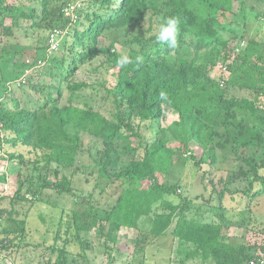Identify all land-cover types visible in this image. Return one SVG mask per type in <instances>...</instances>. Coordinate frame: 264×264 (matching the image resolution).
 <instances>
[{
  "label": "trees",
  "instance_id": "obj_1",
  "mask_svg": "<svg viewBox=\"0 0 264 264\" xmlns=\"http://www.w3.org/2000/svg\"><path fill=\"white\" fill-rule=\"evenodd\" d=\"M76 3L80 8L66 16L65 10ZM247 3L23 0L18 6L0 0L2 35L41 31L54 34L57 45L52 49L48 36L50 54L32 63L11 61L8 50L0 55V167L20 166L10 209L3 207L7 198L0 195V260L18 264L17 255L30 247L27 218L20 219L22 212L16 207L48 203L41 196L49 189L71 197L75 205L82 198L86 207L72 210L65 238L62 219L54 243L46 247L50 257L42 264H92L89 253L95 247L88 237L92 229L104 237L99 247L108 255L107 264L114 262L111 253L122 229L138 232L137 251L128 264H145L143 245L166 235L177 241L176 264H258L264 246L224 233L230 227L227 213L234 211L224 204L227 195L231 203L238 202L236 210L249 217L247 228L259 222L253 205L264 197V36L249 39L242 47L246 36L234 29L243 28L247 34L250 21L259 20ZM249 13L254 15L248 20ZM166 17L181 21L175 50L155 43ZM106 41L127 48L106 56L113 76L107 89L113 106L110 117L84 103L80 95L93 87L78 81L81 69L102 56ZM123 54L133 63L119 68L117 60ZM137 56L142 57L140 62ZM220 65L226 68V77L216 81L211 73ZM33 69L40 71L33 74ZM24 89L36 98L33 107L15 94ZM161 91L167 99H161ZM166 110L177 119L162 128ZM146 125L150 131L143 134ZM85 134L101 148L88 169L97 175L94 187L80 196L72 176L79 171ZM171 141L179 147H171ZM191 143L201 151L200 158L190 151ZM176 157L200 177L205 190L210 188L208 198L203 194L191 198L180 181H166ZM229 160L233 166L217 178L213 168ZM207 167L212 169L209 178L206 171L201 174ZM70 170L72 176L66 173ZM158 174L165 180L160 181ZM236 183L240 187L232 190ZM73 245L78 252L70 250Z\"/></svg>",
  "mask_w": 264,
  "mask_h": 264
},
{
  "label": "rangeland",
  "instance_id": "obj_2",
  "mask_svg": "<svg viewBox=\"0 0 264 264\" xmlns=\"http://www.w3.org/2000/svg\"><path fill=\"white\" fill-rule=\"evenodd\" d=\"M16 5H20L23 0H11ZM238 3V2H237ZM28 1L24 2L25 9H28ZM252 5L255 9V12L260 16L258 21L249 24L248 30L249 32L243 33L244 29L240 27H234V29L239 34H245L246 40L243 42L242 47H246L249 39H259L264 36V3L258 4L254 2V0H248L247 9H251ZM247 14V19H252V16ZM251 17V18H250ZM22 25L26 27V22L22 21ZM261 33V34H260ZM48 33L45 32H24L22 30H18L15 34L8 38L2 35V31L0 29V55L4 50H8L13 54L11 61L15 62H27L32 63L34 60L41 59L43 56L50 54L48 52V48L46 47V43H48ZM52 36V34H51ZM50 36L49 41L52 39ZM52 42V41H50ZM120 52L124 53L127 51V48L121 46L119 43H111L106 41L101 45V53L100 56L95 62L90 65H86L81 69L78 74V81L88 84L92 89H88L83 94H79L81 98H83L84 103L89 104L95 108V111L102 113L108 117L113 113L112 106V98L107 93V89H110L111 83L113 81L112 69H109L106 64V56L109 55L110 52ZM40 69H33L31 72L37 73ZM211 77L216 81H221L222 77H226V72L223 71L221 65L218 66L212 73ZM15 94L22 97L25 104L29 107H33L36 105V98L34 95L28 90H15ZM239 97L245 95L244 92L234 91ZM66 98L68 94L65 95ZM65 102V101H64ZM177 119V115L170 110L165 111V118H163L160 122L162 128L168 127L173 121ZM146 127V128H145ZM150 126L146 125L143 127L142 133L147 134L150 130H148ZM154 133V132H153ZM83 149L80 151L78 158V169L79 171L72 176V171L66 172L68 176H72V180L74 186L76 187L78 194L80 196H87L88 192L92 190L94 187L97 175L92 173V170H88L92 168L93 160L96 158V151L100 149V142L93 139L89 135H83ZM171 147H179V144L171 141ZM184 149H182V152ZM190 151H193L197 158L201 157V151L198 149L195 143H191ZM228 159H232L229 158ZM218 162L216 168L210 169L207 167L201 173L202 175L206 173V177H210V171L217 175V178L221 176H225L226 173L233 166L232 162ZM20 166L17 164H10L9 168H5L4 164L0 167V195L6 197V201L3 202V207L11 208L10 198L14 195L16 191V175L19 173ZM25 172V171H24ZM29 174H33L32 170H28ZM219 176V177H218ZM160 181H164L165 177L161 174H158ZM53 182L54 180H50ZM168 182H177L180 181L182 186V191L187 196L194 198L197 195H204L208 198L210 195V188L205 190L200 182L199 176H194V173L191 167L188 165L184 166L181 158H175L173 168L171 169L168 178L166 179ZM51 182L49 184H51ZM147 186V183L144 184ZM5 186L8 187V190H5ZM236 187H240V183L234 184L231 189L235 190ZM219 190H221L222 186H218ZM45 201L48 203H36L34 205L30 203H25L23 205H19L16 208L19 212H22L20 215V219L27 218V238L26 243H29L30 247L27 249H23L21 253L17 255V263L18 264H42L46 261L44 258L50 257V251L46 249L52 245L55 241L56 232L59 230L60 222L63 219V225L61 227V237L65 238L63 235L64 231L67 228V223H69L72 215V210L82 211L86 206L82 204L83 199L79 200V202L75 205L74 201L71 197H60L57 193L52 190L46 189L42 192V196ZM211 205H218L211 201ZM238 203V202H237ZM231 203L230 195L225 197V206L229 209H234L233 212H228L227 216L230 220V227L227 228L224 233H229L238 238L244 237V240H248L252 243H256L258 246H264V197L259 201L255 202L253 205L254 213L257 217H259V222L247 228V224L249 222V217L241 215L240 211L236 210L237 204ZM207 203L206 205H208ZM244 202H241L243 205ZM206 209H211L209 206H205ZM27 214V216H26ZM245 220V222H244ZM244 222V223H243ZM247 229L249 231H245ZM88 237L94 244L95 250L94 252H90V259L92 264H107L109 262L108 255L104 253L103 248L100 249L99 246H102L104 242V237L100 234L97 229H92L89 232ZM138 232L132 229H122L118 234V242L119 244L116 246L115 250L111 253V257L114 258L113 264H128L130 260L134 258V251L136 246L135 244L138 242ZM62 241V240H61ZM172 240L171 236L166 235L163 237H157L154 240L152 239L147 244L143 245L145 249H147V255L150 257V261L147 264H176L174 262L175 251H176V243L177 241ZM59 245H62L59 242ZM37 246V247H36ZM142 246V247H143ZM70 250L73 252H78L79 248L75 245L70 247ZM158 252V254H157ZM155 253L157 254L155 256ZM138 257H143L139 253H137ZM133 257V258H132ZM112 260V259H111ZM10 264L8 261L0 260V264Z\"/></svg>",
  "mask_w": 264,
  "mask_h": 264
},
{
  "label": "clouds",
  "instance_id": "obj_3",
  "mask_svg": "<svg viewBox=\"0 0 264 264\" xmlns=\"http://www.w3.org/2000/svg\"><path fill=\"white\" fill-rule=\"evenodd\" d=\"M163 22L159 24L158 34L155 36V43L167 45L168 48L175 50L179 47L178 36L180 33V19L178 17L162 18ZM142 57L137 56L136 61L140 62ZM133 63L132 57L127 54L119 56L117 67L126 68ZM161 99H167V94L164 91L160 92Z\"/></svg>",
  "mask_w": 264,
  "mask_h": 264
},
{
  "label": "built area",
  "instance_id": "obj_4",
  "mask_svg": "<svg viewBox=\"0 0 264 264\" xmlns=\"http://www.w3.org/2000/svg\"><path fill=\"white\" fill-rule=\"evenodd\" d=\"M80 4L79 3H76V4H72V5H69V7L65 10V13H66V16H70V15H73L74 14V11L77 9V8H80ZM73 13V14H72ZM52 39L50 41V44L52 45V49H55L56 48V43H55V37H54V34H52ZM223 71H226V68H222ZM5 190H8V187L5 186L4 188ZM251 264H256L255 262H252ZM258 264H264V255H262L259 259H258Z\"/></svg>",
  "mask_w": 264,
  "mask_h": 264
},
{
  "label": "crops",
  "instance_id": "obj_5",
  "mask_svg": "<svg viewBox=\"0 0 264 264\" xmlns=\"http://www.w3.org/2000/svg\"><path fill=\"white\" fill-rule=\"evenodd\" d=\"M172 240H174V239H172ZM176 241V240H175ZM174 242V241H173ZM145 249V248H144ZM145 253V255H144V259H145V264H147V263H149V261H150V257H148V255H147V249H145V251H144ZM157 254H158V252H157ZM156 253H155V256L157 255ZM154 264H156V263H154Z\"/></svg>",
  "mask_w": 264,
  "mask_h": 264
}]
</instances>
